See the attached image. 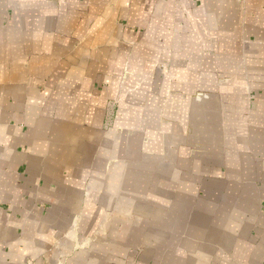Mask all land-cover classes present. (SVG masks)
Here are the masks:
<instances>
[{"label":"crops","instance_id":"obj_1","mask_svg":"<svg viewBox=\"0 0 264 264\" xmlns=\"http://www.w3.org/2000/svg\"><path fill=\"white\" fill-rule=\"evenodd\" d=\"M0 264H264V0H0Z\"/></svg>","mask_w":264,"mask_h":264}]
</instances>
